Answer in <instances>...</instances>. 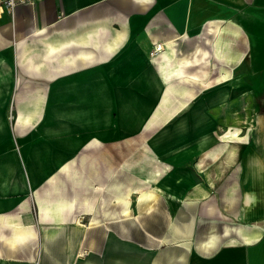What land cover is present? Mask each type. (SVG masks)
Returning <instances> with one entry per match:
<instances>
[{
  "label": "crops",
  "instance_id": "1",
  "mask_svg": "<svg viewBox=\"0 0 264 264\" xmlns=\"http://www.w3.org/2000/svg\"><path fill=\"white\" fill-rule=\"evenodd\" d=\"M16 12L9 29L0 30V264H264V115H257L255 94L238 82L242 78L228 84L225 101L215 90L199 113V123L214 114L215 126L208 120L196 126L184 91L177 90L173 116L189 110L181 117L186 125L177 119L176 126L154 130L152 142L121 143L124 150L137 146L134 160L124 159L122 169L148 188L139 192L145 196L136 208L127 206L102 224L82 221L89 214L83 208L93 213L99 201L88 206L82 200L83 163L77 156L85 147L71 153L58 135L73 134L64 140L79 148L77 133L91 132L83 122L98 115L85 117L89 113L82 103L113 102L112 80L120 71L129 76L131 61L139 62L138 50L123 56L131 36L152 27L171 33L162 40L153 37L165 49L159 70L166 81L227 84L233 65L240 64L238 70L243 64L241 52L229 46L230 38H247L248 76L261 73L256 81H264V0H40ZM5 17L11 15L4 13L0 20ZM181 35L188 39L180 44V59L175 44ZM202 37H210L212 46H195ZM212 47L216 57L210 54ZM148 48L143 47L144 56ZM144 75L143 82L150 81ZM17 81V121L7 129L1 105L14 95ZM234 89L239 94L233 95ZM69 103H74L70 109ZM77 111L84 116L68 114ZM220 123L224 127H217ZM229 124L239 127L231 130ZM244 124L252 126L249 136L242 135ZM146 129L140 124L125 132L136 139ZM218 132L223 136L217 138ZM54 137L56 145L47 141ZM15 143L26 156L13 155ZM57 149L65 153L55 156ZM72 156L74 162L64 169ZM157 183L184 199L168 201L152 190ZM94 189L98 195L104 190L99 182ZM30 195L40 217L44 214L36 226L29 213H18ZM72 215L75 220L69 222Z\"/></svg>",
  "mask_w": 264,
  "mask_h": 264
},
{
  "label": "rangeland",
  "instance_id": "2",
  "mask_svg": "<svg viewBox=\"0 0 264 264\" xmlns=\"http://www.w3.org/2000/svg\"><path fill=\"white\" fill-rule=\"evenodd\" d=\"M16 15L17 12L15 13L14 17L11 18L5 17L1 19L0 30H2L3 32L8 30L10 25L13 24ZM241 33L243 34L244 37H247L245 36L242 30ZM170 34L171 33L169 31L164 33H159L157 32L156 27H152L149 33L146 34L138 33L137 35L135 34L131 36L128 42L127 51L124 53L123 56L131 57V55L135 53L136 50L141 52L139 55L140 58L138 64H135L134 61H131L130 63V67L133 71V74L136 72H140L141 74L138 75L130 74L128 76V74L124 71H120L119 74L118 73L116 74V77L114 78V80H112V86H113L112 88L114 95L113 102L100 100L95 103L94 110H95V114L97 113L98 115H95L92 119H85V121L82 124L84 128L89 129L91 132L87 133L86 131H81L80 133H77L79 139L81 140L78 143L79 148H75V144L72 143L68 144L64 140L71 135L65 137L62 134L60 135L58 133V135L61 138L60 141H64L67 144L71 153H75L81 150L83 147H85L82 150V152L79 153L77 156L79 157L80 161L82 160L83 163L82 180L84 181L83 182L84 190L81 195L82 200L86 203V205L90 206L93 203V201L95 202L98 201L99 199L98 204L96 203L97 207H95L93 213L89 212V210L87 212L86 208L85 207L83 208V211L85 213H89L85 216L86 217L85 219L84 218L82 219V221H84L86 224H90V225L91 224L98 225L100 223L102 224L108 220L113 219V217L120 215L125 208H128L127 206L129 205H130L129 206L130 209L136 208L138 205V199L140 197V195H138L139 192L144 190L145 188L146 189L148 188L147 184H143V185L139 184V181H141V179L137 178L133 174L128 173L127 171L122 169L121 165L124 162L123 161L124 159H126L127 161L134 160L133 157H134V153L136 152L137 146H135L133 149L124 150L122 148L123 146L121 145V143L123 144L130 142L136 143V141L152 142V140H154L155 137L154 130L162 126L164 127L165 125L169 126L171 124H175L176 126L177 119L178 121H184L185 124L186 122L185 118L184 117L181 118V117L186 116L187 112L191 109L193 111L192 116H194L193 122L197 126V124L201 120L200 119L196 121L197 117L199 113L204 110L205 106L209 104V100L214 95L215 90H219L221 87L229 88L228 84H231L230 82L238 78H242V80H238L239 83L244 84L248 89H251L254 92L257 100L256 108H255L257 115L260 116L264 115V81H260V82L256 81L258 78H261V73L248 76V74L250 73L249 67L251 64V57L248 49L249 45L247 42V38H245V41L243 42L241 40L234 41L231 40L230 38L229 46H231L235 51L241 52L243 56L242 57L243 64L241 65V68L238 70L237 68L239 67L240 64L233 65V71L231 70L232 74L229 75L227 74V79H229L227 84L221 86L217 85L218 86L217 87L216 85L211 83L214 82L213 80H211L210 81L211 84H207L204 86H200V85L188 86L185 84L187 79L176 80V79H171L170 77V79L168 78L166 81L161 77L159 70L160 52L156 53L158 50L157 45L160 42L155 41L153 37H159V39L162 40L163 38H166V36L168 35L170 36ZM186 38L187 36L184 35L179 36L177 39L178 43L177 45L175 44L177 49L180 50L179 53L180 59L183 57L182 55L183 52H181L180 44L182 45L183 41H185ZM209 38L206 39L202 37L200 38V40L195 39L198 40L195 41V46L196 45L203 46L205 44L212 46ZM146 46H149L147 60L142 54V49L143 47ZM212 50L213 53L210 54H212L213 57H216L214 48ZM154 54L157 55V57L158 56L159 57L158 58L153 57ZM120 59L121 56L119 54V57L113 63L116 64L117 60L119 61ZM213 64H216V62ZM214 67H218V66L215 65ZM148 68H150V70L147 71L146 69ZM142 73H145V75ZM143 75L147 76V78L150 81L143 82L144 81L142 77ZM16 77L18 78V80H20L22 76L18 74L16 75ZM20 83L21 82L18 81L16 82V85L12 90L14 95L12 96L9 95V98L6 101V103L4 105H1V107H3L1 108V110L3 109L5 112L7 129H13V125H15L17 121L15 119V113H16L15 94L16 91L20 88L19 86ZM156 83L159 84L160 88L157 86ZM141 85H143V88ZM240 88H242V86H240L238 89ZM159 89L161 90V92L159 91ZM177 90L184 91V98L186 100L185 102H187V104H190V107L188 111L186 110L182 114L174 117L173 110L175 109V105L177 103V101H175ZM232 94L233 95L239 94V90L236 89L232 90ZM70 104L73 105L74 103H69L67 106L68 109L73 107ZM56 105L59 106L60 104H56ZM56 107L57 106L52 105V109H55ZM82 108L85 111L86 110L89 111L90 109L86 103H82ZM242 109H243V105H242ZM108 111H111L109 113V116H107ZM241 115H242V120L246 123L245 115L243 111ZM3 118L5 119V117ZM38 120L39 118L36 121ZM140 124L147 128L146 130L143 131L142 136L140 135L135 139V137L125 132L128 131L129 129L135 130L136 127L139 126ZM219 125L223 126V124L220 123L217 124V127H220ZM213 126H215V124ZM244 126L245 127H243L242 130L245 132L242 135L244 136L247 134V136H249V133L252 130V126L249 125L247 126V124H244ZM218 131H221V129ZM219 133L220 132L216 134L217 138L218 136H223V134L220 135ZM181 135L186 136L184 133H181ZM181 135L179 136L175 135V136H178V138H180ZM175 136L173 137L176 139L177 137ZM71 137L73 138L75 136L72 134ZM56 138L57 137L47 138V141H51V143H55L57 142L55 141ZM31 141H33V139H31ZM31 141H28L27 145H29ZM55 145L54 144L50 145V149L52 151ZM15 146L16 147H14L13 155L19 157L27 155V151L23 150L24 148L21 146V144L15 143ZM74 149L77 150L72 151ZM57 150L56 151L54 150L53 152L55 156H57L58 154L56 153L60 151L65 153L64 150L61 149H57ZM110 157L115 158L114 159L115 162L110 163L109 161ZM73 162H74V157L72 156L71 162H68V164L63 168L64 169L68 168L69 164ZM97 182H99V187L103 186L104 189L101 193H99L100 195H98V193H96L95 192L96 190L94 189ZM152 185L157 186L160 184L157 183ZM87 187H93V189H87ZM130 191L131 193H128ZM123 194L125 195L123 196ZM128 194H130V196ZM121 197L122 199H120ZM36 203H37L36 198L30 195L29 203L26 206V208L21 207V209L18 210V213H20L21 215L22 214L27 215L25 213H29L28 215L30 218L33 219L32 225L34 226H36L40 221H42L44 217V214L42 213L40 217L39 207L38 204ZM78 214L81 215L82 213H78ZM74 220H75L74 215L68 217L69 222Z\"/></svg>",
  "mask_w": 264,
  "mask_h": 264
},
{
  "label": "bare ground",
  "instance_id": "3",
  "mask_svg": "<svg viewBox=\"0 0 264 264\" xmlns=\"http://www.w3.org/2000/svg\"><path fill=\"white\" fill-rule=\"evenodd\" d=\"M157 48H158V50H157V52L156 53H161L163 50H165L164 49V47H163V45H157ZM174 48V47H173ZM148 54H146L144 57L145 58H147L148 56H147ZM155 55V54H154ZM164 56V55H163ZM167 57V56H166ZM164 58L165 57H163V60H160V61H164ZM166 59V58H165ZM147 60V59H146ZM149 61H150V59H149ZM175 68V67H174ZM172 70V69H171ZM168 72V71H167ZM131 74H133V72L131 71ZM0 77H1V73H0ZM102 86L104 87V90H105V93H110V91H109V88H108V86H107V84H106V80H104V79H102ZM227 91H228V89L226 88V87H221L220 89H219V95H220V98H219V100L220 101H225V100H227V99H225L226 97H227ZM89 98V97H88ZM213 102H216V101H213ZM218 102V101H217ZM248 102V101H247ZM87 104H88V106L90 107V108H93V111H88V113H86V114H88V115H85V117H90L91 118V114L92 113H94L95 114V110H94V106H95V101L94 100H89L88 102H86ZM69 115H76V117L77 118H79L80 116H84L83 115V113H81V112H79V111H77L76 112V114H74L73 112L72 113H68ZM209 114V116L207 115L206 117H205V119H202V122H207V120L210 122V124L213 126L214 124H215V119H214V114H212V113H208ZM216 114V113H215ZM20 119V118H19ZM24 120V119H23ZM202 122H200L199 124H201ZM229 128H237L238 126H234V125H232V124H229V126H228ZM234 135H232V137H233ZM117 186V185H116ZM152 187V190L153 191H155V192H157L159 195H162L165 199H167L168 201H170V202H172V201H176V202H180L181 201V199H184V198H182V197H179V196H177V195H174V194H172V193H169L167 190H165V189H163V188H161V187H158V186H151ZM134 191V190H133ZM123 192V191H122ZM128 193H131V191L130 192H128ZM153 194V193H152ZM121 195V194H120ZM129 195V194H128ZM140 195V194H139ZM151 195V194H150ZM122 196V195H121ZM145 196V194L144 193H142L141 194V199L143 198ZM118 197V196H117ZM120 197V196H119ZM127 197V196H126ZM119 199V198H118ZM120 199H122V197L120 198ZM119 199V200H120ZM129 205V204H128ZM130 206V205H129Z\"/></svg>",
  "mask_w": 264,
  "mask_h": 264
},
{
  "label": "built area",
  "instance_id": "4",
  "mask_svg": "<svg viewBox=\"0 0 264 264\" xmlns=\"http://www.w3.org/2000/svg\"><path fill=\"white\" fill-rule=\"evenodd\" d=\"M40 0H0V17L8 13L11 17L15 16L16 10L22 5L35 7Z\"/></svg>",
  "mask_w": 264,
  "mask_h": 264
}]
</instances>
